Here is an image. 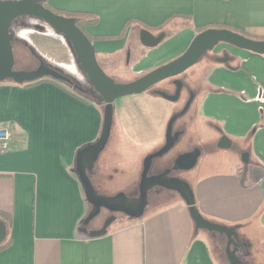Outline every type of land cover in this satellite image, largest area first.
Listing matches in <instances>:
<instances>
[{
	"label": "crops",
	"instance_id": "0c3cea01",
	"mask_svg": "<svg viewBox=\"0 0 264 264\" xmlns=\"http://www.w3.org/2000/svg\"><path fill=\"white\" fill-rule=\"evenodd\" d=\"M34 1L61 13L97 18L87 30L95 38L98 63L101 58L112 71L123 67L131 36L136 42L128 53L137 75L177 59L209 29L264 41V0ZM142 31L150 33V40H162L147 47ZM211 55L205 86L200 84L198 126L215 141L223 134L241 145L249 167L246 176L242 168L231 167L206 174L190 187L200 215L235 233L231 250L240 263L244 256L264 264V54L221 43ZM68 91L73 90L49 81L30 87L0 83V126H9L14 135L11 149L0 153V213L11 219V245L0 252V264H220L202 231L228 242L227 236L197 229L178 192L179 198L153 206L139 220L107 227L103 234L100 225L89 230L75 157L98 140L103 113L96 103ZM158 111H150L153 118L139 109L127 114L136 125L154 122L153 133L161 138L166 125ZM207 125H215L218 134ZM253 240L262 250L252 248ZM227 242L218 247L230 264Z\"/></svg>",
	"mask_w": 264,
	"mask_h": 264
},
{
	"label": "water",
	"instance_id": "95a60500",
	"mask_svg": "<svg viewBox=\"0 0 264 264\" xmlns=\"http://www.w3.org/2000/svg\"><path fill=\"white\" fill-rule=\"evenodd\" d=\"M24 16L39 18L52 27L58 34L66 37L83 73L88 78L96 93L102 96L107 105L104 111L103 125L99 139L94 144L81 148L75 157L78 179L82 185L86 201L92 206L86 223L89 224L91 220L97 217L101 209L122 213L129 219L139 220L143 217L148 206V190L155 186L166 187L180 194L190 209L191 216L197 229L220 232L227 236V255L230 264H241L236 251L231 250L233 238H236L235 233L221 225L209 222L200 215L196 209L194 193L189 184L168 178V172L159 176H148L153 160L163 157L175 144L177 136L173 137L172 134L175 118H172L169 122L165 146L156 154L148 157L144 162V169L140 182V197L138 199H129L124 194H118L111 198L101 196L94 189L89 175L110 138L113 124V104L118 99L141 95L163 81L179 77L194 66L204 54L213 51L214 48L221 43L229 44L253 53L264 54V41L252 40L226 29H209L198 34L186 52L172 62L153 70L131 83L116 84L106 75L99 65L95 47L78 27L76 19L58 15L34 0H6L0 1V83L10 80L15 84L23 85L39 79L51 78L56 81L65 82L76 90H82L69 78L48 68L43 61H41L40 66L36 70L31 72H15L13 70L15 63L12 47L14 35L10 33V30L12 23L16 19ZM149 36V32L142 31L141 42L147 47H156L162 40L161 38H153V41L150 40ZM175 85L176 94L174 96L162 92H160L159 95L166 100L177 101L182 90V83L177 80ZM225 140L231 143L228 138H225ZM199 156L200 153L197 150L181 155L176 160L174 169H193L197 164ZM106 229L107 226L101 234L105 233ZM6 238L7 227L5 223L0 220V244H2Z\"/></svg>",
	"mask_w": 264,
	"mask_h": 264
},
{
	"label": "rangeland",
	"instance_id": "374dc122",
	"mask_svg": "<svg viewBox=\"0 0 264 264\" xmlns=\"http://www.w3.org/2000/svg\"><path fill=\"white\" fill-rule=\"evenodd\" d=\"M10 33L16 38L12 43L15 57L13 70L15 72H31L36 70L39 67L40 62L43 61L48 68L69 78L76 86L83 91L88 92V95L85 96L88 101L98 103L95 99L96 91L83 73L75 53L64 35L58 34L43 20L31 16H24L16 19L11 27ZM135 42L136 38L131 36L129 38L128 48L123 54L125 60L122 68L116 69L115 71L109 70L103 66L101 58L99 60L100 66L106 75L116 84L131 83L147 74L137 75L131 69L130 61L132 58L128 51L135 47L133 46ZM211 59V52L204 54L194 66L183 73L180 77L181 80H184L190 88H198L193 84L199 86L202 82L205 86V77L209 66L211 65ZM216 60L219 61L217 58ZM8 82L11 81L8 80ZM156 87L167 95L173 94V87L170 82L163 81ZM72 88L76 90L74 87ZM187 91L188 90H186V92ZM155 104H158L161 108L155 107ZM101 108L104 110L103 106ZM174 108L176 109L177 107L171 102L160 96H151L148 92L141 95L122 98L118 103L114 104L115 126L112 130L114 133L113 136L115 137V135H117L116 137L118 138L117 141H115L116 144L114 147L111 146L114 148L112 151L113 153L111 152L107 157L108 164H106L107 162L104 164L105 168L103 174L105 175L102 177L107 179L111 174V170L117 169V171L115 172L116 174L113 172V180L110 179L109 181H103L105 184L100 183L98 177L94 178L95 180H91L94 189L99 195L108 198L115 197L118 194H124L128 198L137 196L140 186L139 173L142 170L144 157L158 150L163 143H161L160 140H164V136L161 135L163 138H158L155 136V133H153L154 122L147 126L146 124H143L142 126L139 124L136 125L127 112L139 109L140 112L151 114L148 118H153L151 112L158 113V110L161 109L164 120L162 123L166 125L170 119L171 111H173ZM151 126L153 128H151ZM180 126L183 128L185 125ZM196 129L201 128L198 126ZM209 137L210 133L207 132V130L205 131L201 129V131H187L183 138L163 158V163L171 166L180 155L194 147L204 150L203 156L195 169L190 173H180L189 182V185L192 188L202 177L206 176V174L224 172L231 167H238V169L239 167L242 168L244 170V176H246V170L249 166L246 165L245 160L242 158L243 156H241L244 150L242 146L238 144V146L234 145L231 150H220L215 147V144L211 145L209 143ZM215 139L218 140L217 137ZM212 140L214 139L212 138ZM111 141L112 139L110 140V143ZM161 160V158L157 159V163L161 164ZM250 164L254 165L255 161L252 159ZM150 174L154 175L153 171H151ZM103 178H101V181ZM176 198H179L178 194H175L173 198L168 200L164 199L163 202L173 201ZM163 202L161 203L163 204ZM89 206L88 208L91 209V206ZM151 210H153V208L150 205L146 208L145 214L150 213ZM106 213H102L96 218V221L89 223V230L99 227V224L105 219H108L106 226L109 229L116 228L120 225L118 221L111 220L109 217L107 218ZM202 232H205L204 234L209 238L211 251L215 259L220 264H228L225 251L223 254L218 247V243L226 245V237L215 233H208L206 231ZM252 243L255 244L252 246L253 249L257 248V250H262L260 242L253 240ZM240 259L243 264H257L255 261L251 262L253 259L249 260L248 257L246 258L243 256Z\"/></svg>",
	"mask_w": 264,
	"mask_h": 264
},
{
	"label": "flooded vegetation",
	"instance_id": "af4514ba",
	"mask_svg": "<svg viewBox=\"0 0 264 264\" xmlns=\"http://www.w3.org/2000/svg\"><path fill=\"white\" fill-rule=\"evenodd\" d=\"M0 1H6V0H0ZM13 23H12V25H13ZM15 40H16V38H14V41ZM40 64H41V62H40ZM182 75H180L179 77H175V78H171V79L166 80V82H170L172 87H173V94H171L170 96H174L176 94L175 82L177 80H179L182 83V90H181V93H180V97H179V99L177 101H169V100H167V101L171 102L172 104H174L177 108L176 109L174 108L173 111H171L170 119L168 120V122L166 123V126H165L164 140H163V143L160 145L159 149L144 157V160H143V163H142V170L139 173V177H140L139 183L141 182V177H142V173H143V169H144L145 160L148 157L156 154L158 151H160L165 146L166 138H167V128H168L169 122L172 120V118H175V121H174V124H173V127H172V134H173V137L177 136V139L175 141V144H174L173 148L183 138V136L185 135V133L187 131H190V130L191 131H197L196 128L200 124L201 114H200V109H199V105H198V98L202 94L201 86L200 85L197 86L196 84H193L195 87H198V88H194V87L190 88L184 82V80H181L180 77ZM157 85H155L154 87L150 88L145 93L148 92V94L151 95V96H160L159 93L162 92V90L157 89V87H156ZM186 90H188V91L186 92ZM84 95L87 96L88 92L84 91ZM85 99H86V97H85ZM95 99L97 100L98 103H96V104L100 107L101 111L103 110L101 107L102 106L104 107V110L102 111L103 118H104V111H105V108H106L107 105H106L105 101L103 100L102 96L99 95L98 93L95 94ZM86 100H88V99H86ZM119 100L120 99H118L115 103H118ZM114 104H113V124H112V129L115 126ZM180 125H183V126L185 125V126L182 128ZM207 128H209L211 130L212 134L213 133L214 134H218V129H217V127L215 125H207ZM113 135H114L113 130H111V135H110V138L108 140V143H107L105 149L101 152L98 160L96 161V163H95V165H94V167L92 169L91 174L89 175L91 180L96 178V177H98L99 182L102 183V184H105L104 182L105 181H109L110 179L113 180V176H112L113 172L115 173L117 171V169L111 170V172H110L111 174L109 175L110 178L108 177L107 179H105V178L102 177L103 175H105V174H103V171H104V168H105L104 164L106 162H107L106 164H108L107 157L113 151V149H114L113 147L116 144L115 141H117V138H118V137H116L117 135H115V137ZM111 139H112V141L110 143ZM209 143L211 145L215 144L216 148H219L220 150H225V151L231 150L234 147L233 143H229L227 140H225V136L223 134H221V137L218 140H216V141L212 140V138H209ZM111 146H113V147H111ZM226 146H228V147H226ZM235 146H238V145H235ZM107 148H108V150H107ZM196 150L199 151V153H200V156H199V158L197 160V164H196V166H197L199 161H200V159L203 156L204 150H202L201 148L194 147V148L190 149L189 151H187L184 154L191 153V152L196 151ZM167 154H165L164 156H166ZM164 156L161 157V159H162L161 160L162 161L161 164L157 163V159H160V158H157V159L153 160L151 169L149 170V173H148V176L149 177H151V176H159V175H163L165 172H168V174H167L168 178L173 179V180H179V181H182V182H185V183L189 184V182L180 173H185V172L186 173H190L193 169L196 168V166L193 169H191V170H175L174 169L175 162L181 155L174 161L173 165H171V166L165 165L163 163ZM99 171H100V173H99ZM151 171H153L154 175L150 174ZM101 178H103L102 181H101ZM175 194H177V192H175L173 190H169L166 187H161V186L152 187V188H150L148 190V206L151 205V207H153V206L163 202L164 199L172 198V196H174ZM139 197H140V186H139V191H138L137 196H135L133 198H129V199H138ZM87 204H89V203H87ZM90 208L91 209H89V214H90V211L92 210V206ZM102 213H106L107 214V218L109 217L111 220L118 221V223L120 225L124 224L127 220H130L125 214L111 212V211H108V210H105V209H101V211H100V213H99V215L97 217H99ZM97 217H95L93 220H91L90 223H92L93 221H96ZM107 221H108V219L107 220L105 219L102 223L99 224L100 225L99 230H102V229H104L106 227V225L108 223Z\"/></svg>",
	"mask_w": 264,
	"mask_h": 264
},
{
	"label": "trees",
	"instance_id": "16d2710c",
	"mask_svg": "<svg viewBox=\"0 0 264 264\" xmlns=\"http://www.w3.org/2000/svg\"><path fill=\"white\" fill-rule=\"evenodd\" d=\"M42 5H44L45 8L51 10L52 12L58 14V15H61L63 17H67V18H74L76 19L77 21V25L78 27L84 32V34L88 37V39L93 42L95 40L94 37L91 36V34L88 32L87 28L89 26H92V25H95L97 23V18H91L90 16H85L84 14L81 15H77L75 16L74 14H71V13H61V12H58L56 10H54L49 4L47 3H43ZM200 31H204V30H200ZM43 81H49L55 85H57L58 87L62 88L63 90H66V88H72V86L68 85L67 83L65 82H62V81H56V80H53L51 78H44V79H39V80H36L34 82H31V83H25V85L27 87H30V86H33V85H36L40 82H43ZM73 91H68L70 94H72L74 97H77V98H82L84 97L85 98V95H84V91L82 90H74L72 88ZM81 96V97H80ZM0 219L5 223V225L7 226V230L8 232L11 230V219L6 216L5 214H2L0 213ZM11 245V239L10 237L6 238V240L0 244V252L7 249L8 247H10Z\"/></svg>",
	"mask_w": 264,
	"mask_h": 264
},
{
	"label": "built area",
	"instance_id": "2783aa9c",
	"mask_svg": "<svg viewBox=\"0 0 264 264\" xmlns=\"http://www.w3.org/2000/svg\"><path fill=\"white\" fill-rule=\"evenodd\" d=\"M14 135L9 126H0V153H5L11 149Z\"/></svg>",
	"mask_w": 264,
	"mask_h": 264
}]
</instances>
